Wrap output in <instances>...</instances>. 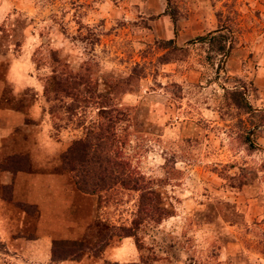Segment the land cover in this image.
I'll use <instances>...</instances> for the list:
<instances>
[{
  "label": "rangeland",
  "instance_id": "rangeland-1",
  "mask_svg": "<svg viewBox=\"0 0 264 264\" xmlns=\"http://www.w3.org/2000/svg\"><path fill=\"white\" fill-rule=\"evenodd\" d=\"M259 42L264 0H0V108L25 115L24 151L43 134L37 170L72 186L51 255L79 254L39 264H264ZM100 103L122 111V156L170 211L131 236L113 225L132 224L140 191L84 194L62 164Z\"/></svg>",
  "mask_w": 264,
  "mask_h": 264
},
{
  "label": "crops",
  "instance_id": "crops-1",
  "mask_svg": "<svg viewBox=\"0 0 264 264\" xmlns=\"http://www.w3.org/2000/svg\"><path fill=\"white\" fill-rule=\"evenodd\" d=\"M257 44H260L256 45L257 53L252 55L257 66L250 74L254 75L258 95L264 99V43ZM246 60L244 65H247ZM25 126L28 123L21 111L0 108V163L8 159L21 160V154L26 155L28 161L26 168L0 166V264L49 261L54 225L67 219L59 212L66 211V203L69 205L65 191L69 192L72 186L68 176L37 170L41 161L48 162L47 154L42 155L41 148H38L45 144L41 141L43 134L39 132L24 151L21 148L24 139L17 141L14 136ZM65 147L61 146L59 150L64 151ZM67 259H61V263H66Z\"/></svg>",
  "mask_w": 264,
  "mask_h": 264
},
{
  "label": "trees",
  "instance_id": "trees-1",
  "mask_svg": "<svg viewBox=\"0 0 264 264\" xmlns=\"http://www.w3.org/2000/svg\"><path fill=\"white\" fill-rule=\"evenodd\" d=\"M60 78L56 80L57 87L55 91L62 86L69 90L68 81ZM240 92H233L236 99L239 96L241 99L242 93ZM86 98L87 100H92L88 99V97ZM244 104L249 108L248 104ZM98 111L99 119H102L100 124L95 129L87 128L82 138L76 139L64 150L61 156L62 164L69 170L77 189L82 193L93 195L109 194L111 191L121 187L140 191V206L132 224L127 226L113 225L119 235L124 237L131 236L134 234V227H138L145 219L149 218L159 222L163 217L170 215V211L157 203L155 194L149 189L144 177L134 171L122 156L124 142L114 132V121L122 115V111L120 109H111L109 105L102 103H100ZM22 160L23 157L17 161ZM22 164L23 162L18 163L19 168L24 166ZM3 166L9 165L4 164ZM56 253L54 254L53 251V260L75 258L79 254L72 248L66 249L62 255Z\"/></svg>",
  "mask_w": 264,
  "mask_h": 264
}]
</instances>
